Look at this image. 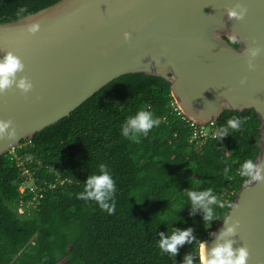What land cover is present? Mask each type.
<instances>
[{
	"label": "trees",
	"instance_id": "trees-1",
	"mask_svg": "<svg viewBox=\"0 0 264 264\" xmlns=\"http://www.w3.org/2000/svg\"><path fill=\"white\" fill-rule=\"evenodd\" d=\"M56 1L0 0V22ZM20 7L26 11L18 17ZM172 100L164 78L123 74L68 116L22 139L13 149L19 157L31 158L28 164L36 177L53 180L55 170L68 179L46 187L29 215L16 208L21 200L33 204V194L19 192L21 170L10 150L0 155V264H181L185 253L197 256L201 242L211 238L222 220L205 228L199 212L189 215L183 190L211 187L227 205L213 208L226 215L237 190L250 181L238 169L245 159L254 162L259 152L260 120L254 109H226L216 128L233 116L240 117V128L220 137L222 141L208 139L195 146ZM139 109L150 110L158 124L135 142L121 135L120 126ZM100 163L115 181L111 211L77 198L86 176L98 173ZM173 227L193 229V240L178 248L175 261L157 247L158 233Z\"/></svg>",
	"mask_w": 264,
	"mask_h": 264
},
{
	"label": "water",
	"instance_id": "water-1",
	"mask_svg": "<svg viewBox=\"0 0 264 264\" xmlns=\"http://www.w3.org/2000/svg\"><path fill=\"white\" fill-rule=\"evenodd\" d=\"M235 2L58 0L0 22V57L17 55L24 67L16 78L32 83L27 92L15 84L0 92V119L10 118L16 130L14 138H0V155L114 78L144 72L167 80L179 108L197 123L217 122L226 109H254L261 135L254 163L264 165V0H241L247 6L241 20L226 15ZM32 22L39 29L28 33ZM233 34L237 46L228 41ZM251 48L258 49L254 57ZM226 215L239 220L234 239L247 247V264H264V180L244 182ZM223 227L214 225L206 247Z\"/></svg>",
	"mask_w": 264,
	"mask_h": 264
},
{
	"label": "clouds",
	"instance_id": "clouds-1",
	"mask_svg": "<svg viewBox=\"0 0 264 264\" xmlns=\"http://www.w3.org/2000/svg\"><path fill=\"white\" fill-rule=\"evenodd\" d=\"M25 7H20L16 15L22 16L25 13ZM247 13V6L236 0L234 6L226 9V15L229 19L241 20ZM39 29L37 22L26 24L28 33H35ZM124 40H128L129 33L123 32ZM228 41L233 46L239 43L235 34L228 37ZM258 49H249L251 56L257 55ZM24 65L20 58L12 52H5L0 57V92L15 84L16 88L22 92H27L31 89L32 83L26 77L16 78V73L22 71ZM248 69H253L254 65L251 61L247 62ZM243 82V80L241 81ZM158 124L154 114L147 109H139L133 115L128 116L120 126V133L123 137L139 142V137L146 135L151 128ZM241 126L240 117H229L225 123L221 125L213 133L214 137H222L230 134V130H237ZM16 136L15 125L9 119H0V138H14ZM227 173L228 169L225 168ZM238 174L241 177L250 180H264V165L256 164L251 159H245L239 165ZM115 192V181L104 163L98 165V173L87 175L84 180V188L77 193L78 199L85 201H95L101 209L109 207V201ZM186 197V203L189 206V215H194L199 212L204 221L205 228L210 227L214 219H221L224 227L216 233V241L214 244L207 246L204 242L200 245V253L194 256L191 251L184 254L181 264H247L249 256L248 249L243 244H236L234 237L237 234L239 220L232 219L228 215H221L213 208V205L218 209H224L227 205L213 191L211 187L200 189L198 186L186 188L183 190ZM183 207V206H182ZM173 209V214L178 211ZM175 220V219H174ZM163 223V222H161ZM157 239V247L161 253H168L175 261V256L178 248L183 244L191 243L193 240V229L191 227L179 229L173 227L171 232H159ZM235 245V247H234ZM198 257V259H196Z\"/></svg>",
	"mask_w": 264,
	"mask_h": 264
},
{
	"label": "built area",
	"instance_id": "built-area-1",
	"mask_svg": "<svg viewBox=\"0 0 264 264\" xmlns=\"http://www.w3.org/2000/svg\"><path fill=\"white\" fill-rule=\"evenodd\" d=\"M171 105L177 114L181 117L183 121L189 126V142L195 146H200L205 143L208 139H220V137H214L213 133L216 131V122L211 120L206 124H200L196 121L189 118L177 105L176 100L173 98ZM226 149V147H225ZM10 153L16 161V165L21 170V177L18 182V190L21 193H32V199L35 202L32 204L31 200L23 201L21 200L16 208L17 213L20 215H29L32 212V209L37 207L39 199L43 196L45 188H53L57 183H63L68 179H62L61 175L57 171H52L54 173L53 180L47 179L45 177H36L35 170H32L28 164V161L31 162L29 156L25 158L19 157L13 147L10 149ZM38 169V167L36 168ZM51 171V170H49Z\"/></svg>",
	"mask_w": 264,
	"mask_h": 264
},
{
	"label": "flooded vegetation",
	"instance_id": "flooded-vegetation-1",
	"mask_svg": "<svg viewBox=\"0 0 264 264\" xmlns=\"http://www.w3.org/2000/svg\"><path fill=\"white\" fill-rule=\"evenodd\" d=\"M237 45H238V44H237ZM237 45H236V46H237Z\"/></svg>",
	"mask_w": 264,
	"mask_h": 264
}]
</instances>
